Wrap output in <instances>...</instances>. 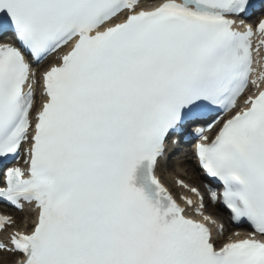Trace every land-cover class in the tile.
I'll list each match as a JSON object with an SVG mask.
<instances>
[{
  "label": "snow or ice",
  "instance_id": "snow-or-ice-1",
  "mask_svg": "<svg viewBox=\"0 0 264 264\" xmlns=\"http://www.w3.org/2000/svg\"><path fill=\"white\" fill-rule=\"evenodd\" d=\"M6 36L0 204L35 217L0 213L11 264H264V0H0ZM193 140L251 231L221 242L204 194L164 183Z\"/></svg>",
  "mask_w": 264,
  "mask_h": 264
},
{
  "label": "bare ground",
  "instance_id": "bare-ground-1",
  "mask_svg": "<svg viewBox=\"0 0 264 264\" xmlns=\"http://www.w3.org/2000/svg\"><path fill=\"white\" fill-rule=\"evenodd\" d=\"M182 166L183 165H182L181 159H178V160L175 159L174 161H172V163L167 166V169L165 171H162L163 180L166 182H170L171 177L173 175H175V174L178 175L182 171ZM187 178L190 180H192V179L194 180L197 177L196 176H189ZM209 210L214 212V210H212L211 207H209ZM24 214H28V213H24ZM3 258H7L6 254H4L3 256H0V260Z\"/></svg>",
  "mask_w": 264,
  "mask_h": 264
}]
</instances>
